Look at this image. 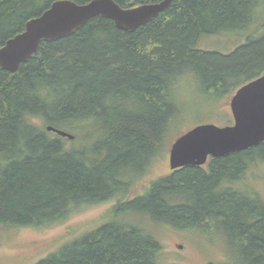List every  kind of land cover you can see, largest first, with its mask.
Here are the masks:
<instances>
[{"label": "trees", "instance_id": "trees-1", "mask_svg": "<svg viewBox=\"0 0 264 264\" xmlns=\"http://www.w3.org/2000/svg\"><path fill=\"white\" fill-rule=\"evenodd\" d=\"M55 1L0 0V47ZM260 21L264 0H173L132 33L95 18L41 42L16 73L0 67V233L51 228L111 202L92 232L35 264H167L149 226L212 220L224 228L222 264H264V198L240 185L264 161V142L171 171L130 197L184 113V82H199L210 102L264 75V36L255 35L263 22L251 29ZM229 34L238 40L228 55L197 48L204 36Z\"/></svg>", "mask_w": 264, "mask_h": 264}, {"label": "rangeland", "instance_id": "rangeland-1", "mask_svg": "<svg viewBox=\"0 0 264 264\" xmlns=\"http://www.w3.org/2000/svg\"><path fill=\"white\" fill-rule=\"evenodd\" d=\"M256 23L251 29H258ZM255 33L264 36V22ZM233 34L226 36H204L197 43V48L206 52H216L228 55L237 47ZM248 78L247 76H245ZM245 78V79H246ZM183 83V81H182ZM230 88V87H228ZM177 101L183 106L184 113L178 121L168 139L165 150L155 160L146 176L136 185L130 197L142 192L148 184L158 178L171 174L169 169V150L173 141L196 125L213 124L224 127L233 123L229 103L232 97L222 95L216 100L208 101L209 95L203 90L199 82H184L177 89ZM212 102V103H211ZM205 167V165H204ZM250 192H256L264 198V161H258L248 166L240 184ZM184 200L185 192L175 194ZM112 205L111 202L87 209L67 222L51 228H21L0 233V264H35L48 254L56 251L64 242L92 232L100 223L102 215ZM150 231L162 245L163 261L167 264H222L227 257L224 238V228L217 221H204L199 225L170 224L149 226ZM222 236L223 239L220 237Z\"/></svg>", "mask_w": 264, "mask_h": 264}, {"label": "water", "instance_id": "water-1", "mask_svg": "<svg viewBox=\"0 0 264 264\" xmlns=\"http://www.w3.org/2000/svg\"><path fill=\"white\" fill-rule=\"evenodd\" d=\"M173 0L120 7L113 0L77 4L53 2L41 15L30 19L24 30L0 47V67L11 74L37 53L41 42L68 37L95 18L111 20L121 31L132 33L166 11ZM233 123L224 127L196 125L178 136L170 146L169 169L202 167L209 158L245 151L264 142V75L239 87L229 103ZM47 131L69 141L74 136L48 126Z\"/></svg>", "mask_w": 264, "mask_h": 264}, {"label": "flooded vegetation", "instance_id": "flooded-vegetation-1", "mask_svg": "<svg viewBox=\"0 0 264 264\" xmlns=\"http://www.w3.org/2000/svg\"><path fill=\"white\" fill-rule=\"evenodd\" d=\"M208 161H209V159H208ZM208 161H207V162H208ZM206 164H207V163H206Z\"/></svg>", "mask_w": 264, "mask_h": 264}]
</instances>
